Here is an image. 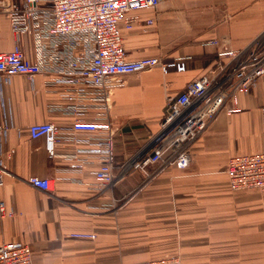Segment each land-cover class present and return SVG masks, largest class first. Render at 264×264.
I'll return each instance as SVG.
<instances>
[{
  "label": "crops",
  "instance_id": "0c3cea01",
  "mask_svg": "<svg viewBox=\"0 0 264 264\" xmlns=\"http://www.w3.org/2000/svg\"><path fill=\"white\" fill-rule=\"evenodd\" d=\"M129 60L144 56L185 58L187 71L164 74L154 68L118 81L112 96L111 121L117 129L115 184L102 190L88 165L70 172L65 158L73 144L63 143L50 159L42 139L28 127L54 122L69 130L73 119L48 112L54 99L43 75L34 82L13 77L0 96L11 119L1 150L15 149L0 188V202L16 213L0 216V245H31L34 264H131L173 255L182 264H264V193L230 188V157L263 148L264 77L241 96L240 113L221 112L195 145L190 166L174 165L153 177L122 166L156 133L168 102L217 62V51L264 46V0H161L157 10L143 11L131 31H123ZM217 39L218 47L208 44ZM15 44L10 21L0 14V52ZM33 57L30 38L23 40ZM2 146V147H1ZM158 165L148 171L154 173ZM49 178L52 191L29 183ZM115 203L117 213L106 207ZM97 235L95 240L73 237Z\"/></svg>",
  "mask_w": 264,
  "mask_h": 264
},
{
  "label": "built area",
  "instance_id": "2783aa9c",
  "mask_svg": "<svg viewBox=\"0 0 264 264\" xmlns=\"http://www.w3.org/2000/svg\"><path fill=\"white\" fill-rule=\"evenodd\" d=\"M161 0H0V14L10 21L15 44L0 52V96L13 77L24 75L32 83L38 75L45 77L48 95L56 99L48 103V112L73 119L69 130L54 122L30 125L29 137L42 139L50 159L58 156L63 143L73 144L66 155L70 172L84 173L95 164L96 188L102 190L115 184L116 134L111 121L114 87L122 78L154 68L164 74L187 71L185 58L163 59L144 56L129 60L123 31H131L140 21L143 11L157 10ZM30 38L33 57L28 58L23 40ZM211 46L220 45L217 39ZM264 77V46L249 50L217 51L215 66L192 80L167 104L165 115L156 133L148 136L123 164L153 177L169 166L185 170L190 166L195 145L204 133L226 111L228 115L243 111L241 96ZM0 124V145L11 127V119L3 102ZM263 148L260 152L230 157L226 175L230 188L264 193V108ZM2 147V146H1ZM15 149L0 152V188L9 173L8 162ZM158 165L154 173L148 171ZM29 183L45 192L52 191L49 178L30 177ZM108 209L117 213L115 203ZM1 218H13L16 213L0 202ZM83 240H95L96 234H75ZM0 264H34L31 245L10 241L0 245ZM131 264H182L179 255Z\"/></svg>",
  "mask_w": 264,
  "mask_h": 264
}]
</instances>
